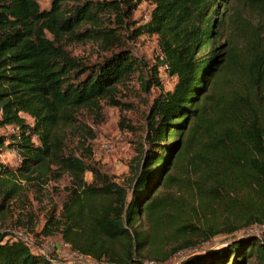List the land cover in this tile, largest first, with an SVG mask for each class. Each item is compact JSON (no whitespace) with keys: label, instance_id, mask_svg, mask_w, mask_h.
Instances as JSON below:
<instances>
[{"label":"trees","instance_id":"1","mask_svg":"<svg viewBox=\"0 0 264 264\" xmlns=\"http://www.w3.org/2000/svg\"><path fill=\"white\" fill-rule=\"evenodd\" d=\"M140 1L53 0L51 8L42 9L39 0H0V126L15 131L0 135L1 207L13 198L17 177L30 181L57 165L72 177L73 192L60 218L51 214L48 223L98 262L131 264L133 255L143 256L146 248L147 253L165 255L170 239L173 254L244 230L226 246L191 253L179 264H264V238L251 232L252 226L264 223V125L251 107L214 116L207 102L208 85L238 64L236 47L220 43L225 21L221 0H154L151 21L139 28L137 36H162L161 62L177 81L153 101L146 147L142 144L130 164L128 185L65 152L62 130L75 119V111L114 101L118 86L141 67L122 45L120 29L112 26L123 25L124 6ZM240 1L258 7L264 16V0ZM251 33L239 34L247 47L239 75L250 80L264 72L260 38ZM68 37L119 48L103 62L88 64L67 50ZM155 79L154 85L161 86L158 74ZM6 148L21 155L16 168L2 161ZM184 160L200 173L197 195L204 217H209L202 224L173 211L176 205L159 190L180 181L169 171ZM87 172L93 176L90 182ZM143 217L146 231L137 226ZM8 235L0 232V264H74L36 254ZM101 237L104 242L97 246ZM106 241H122L127 258L112 255Z\"/></svg>","mask_w":264,"mask_h":264},{"label":"rangeland","instance_id":"2","mask_svg":"<svg viewBox=\"0 0 264 264\" xmlns=\"http://www.w3.org/2000/svg\"><path fill=\"white\" fill-rule=\"evenodd\" d=\"M53 0H39L42 9L51 8ZM71 4L74 2L70 1ZM136 4V5H134ZM224 22L220 26V43H231L237 50L238 64L231 69L227 68L214 78L207 88V102L214 110V116L228 115L238 106L251 107L256 118L264 125V72L251 79L245 74L240 76L241 64L246 62V42L239 34L259 35L260 44L264 51V16L260 9L240 0H231L227 3L221 0ZM156 7L154 0H142L124 6V23L119 28L123 36V44L139 61L140 69L117 88L114 101L102 100L100 107H82L75 111V119L62 130V140L65 152L74 153L88 163L98 167L110 178L122 185L130 183V164L139 154L143 146L146 147L147 117L156 96L162 90L167 91L174 87L177 78L171 76L167 66L162 64L161 42L163 38L158 33H142L137 36L139 28L151 21L152 11ZM207 13H210L208 10ZM115 17L112 16V20ZM114 22V21H113ZM67 50L88 64H98L109 57L112 50L106 49L102 44L91 38L74 40L65 39ZM156 72V73H155ZM242 73V72H241ZM155 74H158L161 86L154 85ZM30 121L31 118H29ZM11 126H0V135L14 133ZM13 148H6L2 153V161L15 167L19 164L14 155ZM170 173L180 178L175 184L161 187L163 196H170L176 207L173 211L182 217L188 215L197 224L205 220L197 195L196 181L200 173L188 160L181 163V167L174 165ZM30 181L22 176L15 179L16 192L13 198L1 207L0 196V232H8L9 238L24 241L36 254L58 258L74 264H106L107 259L98 262L90 255L82 253L76 246L68 243L60 228H54L49 222L53 214L60 218L65 203L73 192L72 177L68 172L52 165L51 171ZM85 178L92 181L93 176L87 172ZM80 193V190H78ZM77 194V193H76ZM81 194V193H80ZM151 195V197H153ZM142 212V210H141ZM218 218V216H217ZM221 218V216H220ZM137 226L147 230V220L143 217ZM258 225L252 227L256 228ZM244 231V230H242ZM242 231L233 234H221L210 241L200 242L193 250H180L172 254L174 243L172 239L164 251L167 253H147L143 256L133 255L131 264H179L191 253H207L211 249L226 246ZM79 237V235H77ZM80 240V238H78ZM104 242V238L97 241V246ZM112 255L127 258V249L122 241L109 242ZM168 254V255H167ZM168 259L165 260V258Z\"/></svg>","mask_w":264,"mask_h":264},{"label":"built area","instance_id":"3","mask_svg":"<svg viewBox=\"0 0 264 264\" xmlns=\"http://www.w3.org/2000/svg\"><path fill=\"white\" fill-rule=\"evenodd\" d=\"M1 112V111H0ZM14 155L17 159V163L20 164L22 162V157L21 155L18 153L17 150H14ZM251 232H256L258 234H260L263 238H264V223L263 224H260L258 225L256 228H253L251 230Z\"/></svg>","mask_w":264,"mask_h":264},{"label":"water","instance_id":"4","mask_svg":"<svg viewBox=\"0 0 264 264\" xmlns=\"http://www.w3.org/2000/svg\"><path fill=\"white\" fill-rule=\"evenodd\" d=\"M242 234V233H241ZM240 235V234H239Z\"/></svg>","mask_w":264,"mask_h":264}]
</instances>
